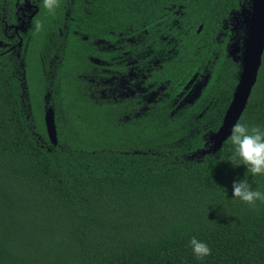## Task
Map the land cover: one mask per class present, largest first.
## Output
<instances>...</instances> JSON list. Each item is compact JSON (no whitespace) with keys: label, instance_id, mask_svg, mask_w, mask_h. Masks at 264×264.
I'll use <instances>...</instances> for the list:
<instances>
[{"label":"trees","instance_id":"trees-1","mask_svg":"<svg viewBox=\"0 0 264 264\" xmlns=\"http://www.w3.org/2000/svg\"><path fill=\"white\" fill-rule=\"evenodd\" d=\"M80 1L90 37L70 41L52 73L46 44L44 64L25 56V79L19 57L0 55V264H264V203L231 199L245 169L227 162L229 138L201 152L238 80L227 45L242 44L234 16L250 0ZM13 3L0 0L1 41ZM93 37L114 44L96 56H112L118 79L128 71L119 64L144 65L154 101L99 98L106 85L84 59ZM44 104L55 112V145ZM237 122L264 127V52ZM249 182L264 190V176ZM192 236L209 245L204 260L194 259Z\"/></svg>","mask_w":264,"mask_h":264},{"label":"flooded vegetation","instance_id":"flooded-vegetation-1","mask_svg":"<svg viewBox=\"0 0 264 264\" xmlns=\"http://www.w3.org/2000/svg\"><path fill=\"white\" fill-rule=\"evenodd\" d=\"M85 4V1L80 0H58V6L54 13H49L43 8L41 0H14V10L11 17L12 21L3 29L4 41L0 40V55L8 52L10 55L15 54L19 57V66L22 69L21 75L24 78L26 67L25 56L31 51L32 55H35L36 58L34 60L28 58V62H34L35 64L36 61L40 59L39 61L41 64H44V52L46 50L44 45L46 44L51 52L49 59L50 56H52L48 68L50 73H52V70L55 68L52 66L56 65L53 63L55 60L54 58H56L55 61L57 63L62 62L65 50L70 46V41L76 42L77 38L88 40L90 37L87 33L81 31V27L79 26L81 12H83V10H80L78 5ZM250 5L251 0L248 7H240L238 13L234 16L235 23L232 29L237 30L238 27H242L244 32L243 16H241L240 11L242 9H250ZM37 21H39L41 25L39 30L35 28ZM37 33L43 34L45 38L41 49H35L33 44H31L33 36ZM109 33L110 35L112 34L111 31ZM235 41H238V39L228 43V55L231 43ZM238 44H240L239 41ZM113 47L114 44L110 38L105 40L100 37H93L89 42V52L84 54V59L92 61L93 63L92 68L94 70L92 71L94 72V77L98 79V83L106 85L97 90L100 94L99 98H104L107 102L116 99L126 100L128 98L138 97L143 98L147 102L154 101L158 96V90H151L149 93L145 94L146 89L143 85L144 74H139V71H143L144 65L131 64V66H129L128 62L122 65L119 64V69H126L128 71L126 75L121 74L118 79L117 74H114V72H117V69L114 70L112 67V56L110 57V55H108V58L110 57L109 59H97V54L104 50L110 51ZM237 54L238 53H236V55ZM157 65L158 61H153V64H149V66ZM98 70L104 72V74H101ZM133 70H135V72ZM53 79H55V75L50 74V80L52 81ZM94 79L92 78L91 81ZM48 97L49 93L46 94L47 102ZM49 107L52 106L48 104L43 105V115Z\"/></svg>","mask_w":264,"mask_h":264},{"label":"water","instance_id":"water-1","mask_svg":"<svg viewBox=\"0 0 264 264\" xmlns=\"http://www.w3.org/2000/svg\"><path fill=\"white\" fill-rule=\"evenodd\" d=\"M244 22L242 44L231 43L228 50L234 60H239L240 70L238 80L233 89L231 100L225 110L221 125L208 136V147L201 149L202 153L215 152L229 138V130L243 113L253 86L257 80L258 69L264 52V0H251L250 9L240 11ZM201 29L199 25L198 30ZM236 55V53H238ZM198 93V86L186 100L190 101ZM44 122L48 138L52 144L57 143L54 112L51 107L44 114Z\"/></svg>","mask_w":264,"mask_h":264},{"label":"clouds","instance_id":"clouds-1","mask_svg":"<svg viewBox=\"0 0 264 264\" xmlns=\"http://www.w3.org/2000/svg\"><path fill=\"white\" fill-rule=\"evenodd\" d=\"M42 6L49 13H54L58 0H41ZM41 27L39 21L35 28ZM239 53V52H238ZM230 151L227 162L231 167L243 166V177L233 180L231 184V199L254 208L257 203H264V190L254 188L249 177L264 176V127L249 126L246 123L236 122L229 130ZM194 259L204 260L211 254L209 245L192 236L187 241Z\"/></svg>","mask_w":264,"mask_h":264}]
</instances>
